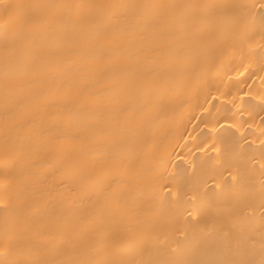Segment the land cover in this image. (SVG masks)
Returning a JSON list of instances; mask_svg holds the SVG:
<instances>
[{
    "label": "bare ground",
    "instance_id": "bare-ground-1",
    "mask_svg": "<svg viewBox=\"0 0 264 264\" xmlns=\"http://www.w3.org/2000/svg\"><path fill=\"white\" fill-rule=\"evenodd\" d=\"M0 264H264V0H0Z\"/></svg>",
    "mask_w": 264,
    "mask_h": 264
}]
</instances>
